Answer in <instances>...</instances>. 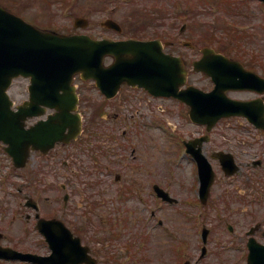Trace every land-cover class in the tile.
<instances>
[{
    "label": "flooded vegetation",
    "instance_id": "flooded-vegetation-1",
    "mask_svg": "<svg viewBox=\"0 0 264 264\" xmlns=\"http://www.w3.org/2000/svg\"><path fill=\"white\" fill-rule=\"evenodd\" d=\"M150 9H148L149 15L154 10ZM155 12L151 13L153 20L148 19L146 23H141V26L136 23L128 29L130 32L128 36L116 34L113 39L154 41L153 44L149 45V51L159 52L160 0L157 2ZM188 14L192 17L197 15L195 12ZM185 29V26H183L180 33ZM227 29L224 32L223 41L219 45L216 44L212 34H208L204 39L201 38L199 43H181L183 50L172 41L170 35L163 34L162 39H165V41L161 40L166 54L177 56L183 61L184 67L187 68V85L204 93H211L216 88V82L219 81L221 90L217 92L218 96L224 97L226 101L245 104L240 108V114H234L219 120V124L222 122L229 123L230 121L234 125L235 123L238 126L241 125V132L228 134L227 131L219 132L215 128L208 130L204 125H195L200 131H197L195 136L180 140L184 155L191 160L195 171L198 170V156H201L211 164L216 174L220 173L221 177L215 178L211 190L212 188L220 190V193L216 195V199L222 203L223 207L220 210L216 209L215 204L212 201L209 202L208 198L209 203L207 202L206 205L214 209H207L203 213L206 212L210 217V225L216 220L219 221V225H209V229L204 225L198 227L191 224L187 227L190 233H187L184 230L177 229V226L180 228V224L175 226L173 242L179 250L178 258L181 260V264H249L250 260L253 264H264V188L257 187L260 184L261 176L264 175V161L260 157L261 155L251 153V148L240 141L241 134H243V138L247 136L264 138V43L261 41L262 43L257 44L255 50H250L249 43L251 42L249 41L246 49L240 38L241 34L247 31L240 30L238 27ZM247 34L249 37L253 36V33L247 32ZM230 37L234 39L230 40ZM255 37H260V34ZM235 40L238 43H234ZM243 48L244 50H242ZM204 49L210 50H207L206 58L202 61ZM218 55H221L223 59H220ZM104 62L108 65L113 62V58H106ZM200 68L204 69L205 72L198 70ZM80 80L79 76L74 78L76 93H78V89L84 90L81 86L87 83ZM90 84L92 83H88L86 86L100 97L95 103L111 104L114 107L124 104L125 108L128 103L132 104L130 107L134 106L133 103H138L139 106L136 105L135 113L140 116L148 115V110L142 104L149 106L152 112H150L151 115L156 112L155 116L157 118L160 115V110H169L168 108H162L164 102L175 103L177 107L184 106L187 109V114L190 110L189 107L176 98H160V95H156L148 89L132 87L127 84L120 85L114 97L106 99L94 84H92L93 87H90ZM110 93L109 91L108 94ZM78 94L80 96V92ZM189 94L193 97L197 96L193 91H190ZM70 99L71 93L67 97L68 101ZM25 102H30L28 92L18 103ZM77 112L81 114L79 103L74 113ZM45 113L50 115L53 111L48 109L45 110ZM119 115L120 113L115 108L112 113L106 112L104 116L107 119L118 120ZM251 116H255L259 121V127L248 122V118ZM40 120L41 117L27 118L23 126L38 128L41 126L37 125ZM132 128L131 125L126 126L120 135L116 132L102 134L101 131L87 133L86 130L82 129L81 135L76 140L55 147V157L63 159V171H69L71 175L76 172L71 167V165H76L74 157L76 153L94 152L95 154L93 161L84 162L85 166L81 171L82 178L78 183L75 181L72 184L69 177L65 178V182L61 185L66 193L63 198L62 211L69 210L73 212L72 208L74 209V206H76L86 216V222L92 207L97 204L95 201L98 196V190L95 189L96 185L112 182L111 184L117 186L121 191L119 195L121 197V207L119 210L126 215L132 214L134 211L138 213L137 217L142 216L148 208L147 202L149 200L148 188L146 187H149V184H145V180L140 177L143 169L142 167L134 169L129 162L119 160L116 154L117 147L121 152L125 150L126 145L124 142L126 141L122 139L127 134L133 135L136 130ZM117 135L120 137H117ZM128 141L130 142V140ZM6 148L4 143L0 142V245H7L4 244L5 235L3 230L5 229V221L8 218L10 220L7 222L8 227L16 228L18 226L24 234L21 238L18 235L13 239L17 243L16 246L20 251L31 252L35 249L37 214L39 213L40 217L43 218L50 219L52 217L50 215L51 199L49 197L45 198V207L42 205V200L37 204L36 199L38 187L39 189L43 186L50 188L48 179L51 180L52 176L53 152L52 150L27 148L16 151V156L13 159L9 156ZM221 154H229V158L233 159L234 163L232 164L236 168V172L232 176H227L222 171ZM121 156L124 157L123 154L119 155V157ZM261 169H263V172L259 171ZM127 171H129V174H127ZM90 175H94V179H92L94 183L89 181ZM133 176L137 177L134 178ZM81 185H86L84 188L88 189L90 188L88 185H94L91 195H87L80 188H77ZM78 192L80 193L79 202H74V197ZM226 199L228 200L225 201ZM132 201H136V204L139 205L137 204L132 208L129 204ZM235 203L242 204L239 205L241 210L234 206ZM232 206L234 207L232 208ZM121 211L120 214H122ZM192 218L190 215L188 220L195 223ZM84 229V226H82V230ZM128 229L131 228L128 227ZM204 230L206 236L203 235ZM79 235L82 244L88 246L89 255L95 259L92 264H100V261L95 257L96 248L92 247L90 241L81 233ZM21 239H25L24 246L29 243L27 248L20 246ZM249 244L252 247L251 259L249 258ZM104 257L106 259L102 260L101 264L103 262L114 264V261L110 260V255L106 254Z\"/></svg>",
    "mask_w": 264,
    "mask_h": 264
},
{
    "label": "rangeland",
    "instance_id": "rangeland-1",
    "mask_svg": "<svg viewBox=\"0 0 264 264\" xmlns=\"http://www.w3.org/2000/svg\"><path fill=\"white\" fill-rule=\"evenodd\" d=\"M158 0H0V5L8 11L32 22V20L43 29L56 31L58 33L69 34L85 32L93 37L100 34L111 36V32H105V28L100 26V22L106 18H112L122 25L123 28L129 29L134 24L141 26V23H146L148 19L153 18L148 14V9L157 8ZM202 0H160V36L175 35L174 42L189 40L191 42H198L205 34L213 33L216 44L219 45L223 41V34L231 28L226 23H232L231 26L236 24L235 20L241 24L243 29L255 28L250 30V33L260 34V37L255 39L261 40L264 43V6L259 4L257 0H231L233 4L224 7L221 3L223 0H212L210 11L204 8V4L200 3ZM224 3V2H223ZM196 8L202 14L196 17H185L175 20L177 11H184L185 8ZM210 7V6H208ZM195 9L193 11H196ZM211 12V13H210ZM162 17V19H161ZM76 18H83L88 21L87 27L84 29L74 28V21ZM143 18V19H142ZM32 19V20H31ZM184 22L188 23V31L183 33L178 39L176 38L177 30L181 28ZM211 29V30H210ZM255 34V36L257 35ZM251 37V36H250ZM248 34H241V41L245 44L251 41ZM234 39L230 37V40ZM238 43L237 40L233 41ZM260 42V43H262ZM257 45L256 41L251 42L250 50L254 49ZM246 49L247 47L244 46ZM244 50V48L242 49ZM88 83L82 84L84 90L78 89L80 92V110L84 120L83 129L90 131H101L102 134L118 133L131 125L136 130L133 135L127 134L122 139L125 140V150L117 147L116 154L118 159L129 162L134 169L142 167L143 172L141 178L144 179L145 184H149L148 194H152L153 183L159 184L164 190L168 191L170 195L178 200L176 205H164L160 200L156 199L154 195H148V210H145L143 217L144 228L142 221L137 222L136 212H132L124 216L120 209L121 197L119 196V189L113 184H98L95 189L98 190V196L95 198L97 202L95 207H92L90 215L85 217L81 211L74 206L72 211H62L63 194L60 183L65 181L64 176H68L69 171L62 172V164H57L52 169V176L50 188L42 187L37 188V198L42 200V205L45 207V198L51 199L50 215L63 221L69 229L76 235L82 234L90 245L96 248L95 257L100 261L106 259L104 255L110 254L114 261L122 262L123 264H181V260L176 256L174 251L175 244L161 233L162 230L167 231L175 229L176 225L180 224L178 230L187 229L191 224L196 226H206L209 229V216L206 209H214L212 207L202 206L197 200L198 180L197 173L191 160L184 155L183 149L180 145L181 139H188L195 136L198 127L193 126L188 117L187 109L180 105L176 106L175 103L164 102L162 108L169 110H160L158 118L154 112L151 115L149 106L142 104L148 110V115L140 116L135 113L136 105L138 103L126 104L117 107L111 104L95 103L98 94L93 90H89L86 86ZM91 87V85H90ZM26 90V83L22 80H16L9 91L11 99L20 100ZM120 113L118 120L114 121L111 118L107 119L104 115L106 112L112 113L114 109ZM107 109V110H106ZM127 109V110H126ZM151 112V113H150ZM104 113V115H103ZM168 123L171 128L166 124ZM143 124V126H142ZM236 125V126H235ZM222 122L217 125L215 129L219 132L227 131L228 134H237L240 127L237 123ZM117 135V137H120ZM240 141L245 143V146L251 148V153H257L264 161V139L262 137H244L241 134ZM215 137V135H214ZM130 140V142L128 141ZM120 142H122L120 140ZM123 143V142H122ZM182 152V155H181ZM123 154L124 157H119ZM74 157H78L83 165L84 162L93 161L94 152H79ZM62 161V160H61ZM140 164V165H138ZM72 168H77L76 165H71ZM78 169V168H77ZM263 172V169L259 170ZM80 173L70 177L71 183L78 181L82 178ZM129 174V171H127ZM71 176V175H69ZM128 176V175H127ZM136 178L135 176H133ZM77 179V180H76ZM94 175H90L89 181L94 183ZM264 182V175H262ZM90 188L79 186L82 191L91 195L94 185H88ZM259 186V185H258ZM77 190V189H76ZM213 193V194H212ZM220 193L217 188L211 192L212 197H209L213 202L215 201V208L221 209L222 203L217 201L216 195ZM78 192L74 197V202H79ZM47 199V198H46ZM208 202V203H209ZM211 202V203H212ZM132 208L136 206V201H132ZM221 204V205H220ZM72 205V204H70ZM139 205V204H138ZM239 205V204H238ZM234 204V206H237ZM208 206V205H207ZM131 208V209H132ZM120 211L122 214H120ZM154 212V217L151 218L150 212ZM193 215L196 217L195 223L189 221L187 216ZM127 217H130L128 220ZM160 218L167 222L169 228L160 229ZM11 219V218H9ZM140 219V220H141ZM5 221V235L4 244L6 246L15 247L16 242L13 239L16 236L23 237L24 234L20 228H9ZM219 222V221H218ZM216 221L211 225H219ZM21 223V221H20ZM210 225V226H211ZM84 226V230H82ZM130 227L131 229H128ZM27 236V235H26ZM121 237V239H120ZM127 241V242H126ZM134 243L132 244V242ZM25 243V239H21L20 246L28 247L29 243ZM126 243H131L133 248L126 249ZM33 250V248H31ZM47 247L39 234L35 235V249L33 252L38 254H45ZM126 251V255L123 253ZM128 257V259H127ZM181 257V256H180ZM127 259V261H126ZM0 264H24L17 262H2ZM106 264V263H102Z\"/></svg>",
    "mask_w": 264,
    "mask_h": 264
},
{
    "label": "water",
    "instance_id": "water-1",
    "mask_svg": "<svg viewBox=\"0 0 264 264\" xmlns=\"http://www.w3.org/2000/svg\"><path fill=\"white\" fill-rule=\"evenodd\" d=\"M25 28L33 31L32 44H26V40L30 41L26 37V40L25 38L23 40L21 48H19L18 33ZM89 43L86 37L64 36L54 32H40L23 22L19 17L10 14L0 7V101L4 100L2 98H7L5 91L11 84L12 79L18 75L33 76L35 74V76L40 77L39 81L41 83H46L53 92H57V90L65 86L67 78L71 76L72 66L77 65L82 68L87 65L83 64V58L87 55L90 56L89 59L91 58L92 46L89 49H85ZM97 44H100V61L105 54L114 53L113 47H115V43L101 41L97 42ZM141 55L148 56L147 51H143ZM33 56L36 57V62L32 60ZM77 61L78 64H74ZM179 65V60L168 57L160 51V71H155L152 74L154 79L158 75L160 76V94L178 96L174 90V86L178 80ZM140 66L144 68L147 66V63L142 62ZM30 69L45 70L46 72H34ZM131 73L136 76V79L132 77V80L138 83H146L148 81L146 77L144 78V70H138V72L131 71ZM92 75L93 72H83V76L90 77ZM53 97L57 96L53 95ZM215 108L216 106L213 105V109ZM61 112L52 119L54 140L63 139L64 130L68 127V123L63 119L64 115ZM223 115V112L215 115L210 124H214ZM191 118L199 122L192 114ZM77 131L78 126L76 128ZM210 183L203 184L202 190L204 193L207 192ZM39 228L52 249L50 256L27 255L20 257L18 253L10 250H4L0 256L6 259L23 258V260L32 261L37 264H79V258L85 254V249L81 248L77 239L71 238L69 231L61 223L57 221H42Z\"/></svg>",
    "mask_w": 264,
    "mask_h": 264
}]
</instances>
